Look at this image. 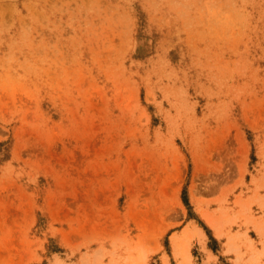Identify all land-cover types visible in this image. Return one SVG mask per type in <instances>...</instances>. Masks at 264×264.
Here are the masks:
<instances>
[{
  "label": "rangeland",
  "instance_id": "374dc122",
  "mask_svg": "<svg viewBox=\"0 0 264 264\" xmlns=\"http://www.w3.org/2000/svg\"><path fill=\"white\" fill-rule=\"evenodd\" d=\"M0 264H264V0H0Z\"/></svg>",
  "mask_w": 264,
  "mask_h": 264
}]
</instances>
